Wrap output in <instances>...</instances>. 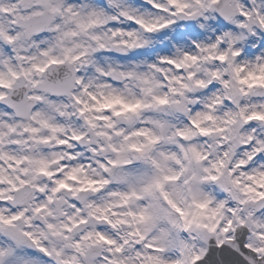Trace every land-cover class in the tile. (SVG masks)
Returning <instances> with one entry per match:
<instances>
[{
    "label": "clouds",
    "instance_id": "obj_1",
    "mask_svg": "<svg viewBox=\"0 0 264 264\" xmlns=\"http://www.w3.org/2000/svg\"><path fill=\"white\" fill-rule=\"evenodd\" d=\"M0 264H264V0H0Z\"/></svg>",
    "mask_w": 264,
    "mask_h": 264
}]
</instances>
